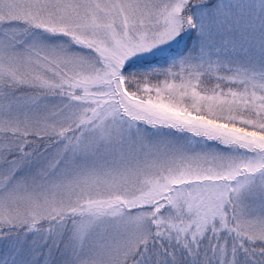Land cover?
Listing matches in <instances>:
<instances>
[{"label": "snow or ice", "instance_id": "1", "mask_svg": "<svg viewBox=\"0 0 264 264\" xmlns=\"http://www.w3.org/2000/svg\"><path fill=\"white\" fill-rule=\"evenodd\" d=\"M0 264H264V0H0Z\"/></svg>", "mask_w": 264, "mask_h": 264}]
</instances>
